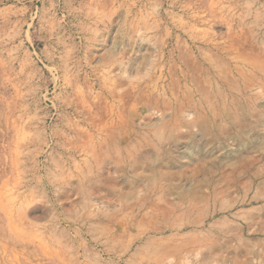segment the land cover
<instances>
[{"label":"rangeland","instance_id":"rangeland-1","mask_svg":"<svg viewBox=\"0 0 264 264\" xmlns=\"http://www.w3.org/2000/svg\"><path fill=\"white\" fill-rule=\"evenodd\" d=\"M0 264H264V0H0Z\"/></svg>","mask_w":264,"mask_h":264},{"label":"bare ground","instance_id":"bare-ground-1","mask_svg":"<svg viewBox=\"0 0 264 264\" xmlns=\"http://www.w3.org/2000/svg\"><path fill=\"white\" fill-rule=\"evenodd\" d=\"M130 59H131V58H130ZM130 59H129V61H130ZM131 60H132V59H131ZM130 62H131V61H130ZM131 63H132V62H131ZM131 63L128 62V64H131ZM128 64H127V65H128ZM124 66H125V64H124L123 60H121V61H120V67L122 68V67H124ZM123 69H124V68H123Z\"/></svg>","mask_w":264,"mask_h":264}]
</instances>
